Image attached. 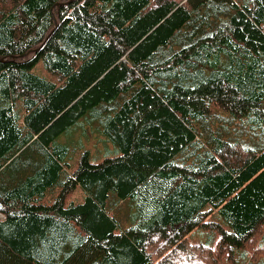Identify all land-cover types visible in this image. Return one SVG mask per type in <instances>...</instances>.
<instances>
[{
	"label": "trees",
	"instance_id": "obj_1",
	"mask_svg": "<svg viewBox=\"0 0 264 264\" xmlns=\"http://www.w3.org/2000/svg\"><path fill=\"white\" fill-rule=\"evenodd\" d=\"M0 214V264H264V0H0Z\"/></svg>",
	"mask_w": 264,
	"mask_h": 264
},
{
	"label": "rangeland",
	"instance_id": "obj_2",
	"mask_svg": "<svg viewBox=\"0 0 264 264\" xmlns=\"http://www.w3.org/2000/svg\"><path fill=\"white\" fill-rule=\"evenodd\" d=\"M35 73L39 74L40 77L46 78L48 80L54 81L56 80L55 76L52 74L48 73L43 65L41 64L40 61L36 63V67L33 69ZM86 116L80 118L75 126L71 128V130L66 131L62 133L57 140L62 141L63 137L67 136L68 140L70 142V145L73 146L76 151L72 153V156L75 157V161L72 162V166L70 167L71 170H74L77 167V162L80 158L81 153L87 151L88 152V157L89 160L93 163H98L101 162L104 159V156H113L114 155V146L105 140V138L101 137V133L93 132L96 131L97 128V123L96 122H91L88 118L85 119ZM74 129L78 130V137L72 142L71 140V135L70 132H72ZM94 134V138L87 142L84 136ZM76 136H74L75 138ZM104 141L107 142L104 144ZM104 145L106 146V149H104ZM76 155V156H75ZM56 190L54 193L53 198L49 195V192L46 193L45 197L42 198L41 202L44 204H50L53 202L54 198L56 195L59 193V189H54ZM53 192V191H52ZM84 200V194L82 190L79 187L74 188L71 192L67 194L66 197V205L70 202L73 203H82ZM2 218V215L0 214V219ZM214 218L212 216H209L206 221H212ZM187 240L190 243H199V244H205L209 246H213L219 237L218 231L214 229H209V228H195L193 229L187 236ZM218 264H229V261L226 260V258H222ZM234 264H258L256 260L254 261L253 256H252V250H248L246 248H240L237 249L234 255Z\"/></svg>",
	"mask_w": 264,
	"mask_h": 264
},
{
	"label": "bare ground",
	"instance_id": "obj_3",
	"mask_svg": "<svg viewBox=\"0 0 264 264\" xmlns=\"http://www.w3.org/2000/svg\"><path fill=\"white\" fill-rule=\"evenodd\" d=\"M225 31H226V30H225ZM230 32H231V31H230ZM237 41H238V40H237ZM237 41H235V42H237ZM229 44H230V43H229ZM221 46H222V45H221ZM244 47H245V46H244ZM235 49H236V48H235ZM233 50H234V49H233ZM221 53H222V52H221ZM224 55H225V54H224ZM222 56H223V53H222ZM219 57H220V56H219ZM225 57H226V56H225ZM203 59H204V58H203ZM221 60H222V59H221ZM225 60H226V59H225ZM225 60H224V61H225ZM219 64H220V63H219ZM222 64H223V63H222ZM220 68H221V67H220ZM198 110H199V109H198ZM190 123H191V121H190ZM190 123H189V124H190ZM255 124H256V123H255ZM253 127H254V126H253ZM255 128H256V127H255ZM184 163H185V162H184ZM192 163H193V162H192ZM181 165H182V164H181ZM174 172H175V171H174ZM191 188H192V187H191ZM66 197H67V196H66ZM127 199H128V198H127ZM62 200H64V199H62ZM113 200H114V199H113ZM63 203H64V202H63ZM133 205H134V204H133ZM114 209H115V208H114ZM116 213H117V212H116ZM114 214H115V213H113V215H114ZM115 216H116V215H115ZM213 220H214V219H213ZM218 223H219V222H218ZM82 233H83V232H82ZM82 233H81V234H82Z\"/></svg>",
	"mask_w": 264,
	"mask_h": 264
}]
</instances>
